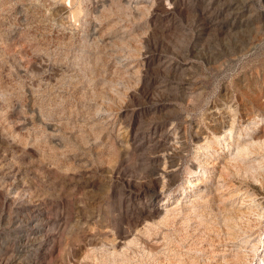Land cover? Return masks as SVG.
I'll use <instances>...</instances> for the list:
<instances>
[{"label":"rangeland","instance_id":"rangeland-1","mask_svg":"<svg viewBox=\"0 0 264 264\" xmlns=\"http://www.w3.org/2000/svg\"><path fill=\"white\" fill-rule=\"evenodd\" d=\"M0 264H264V0H0Z\"/></svg>","mask_w":264,"mask_h":264}]
</instances>
